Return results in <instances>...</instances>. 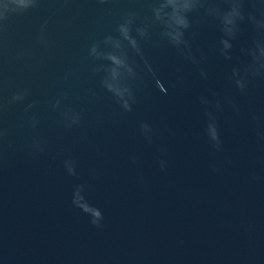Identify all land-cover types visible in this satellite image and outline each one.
I'll use <instances>...</instances> for the list:
<instances>
[{
  "label": "water",
  "instance_id": "obj_1",
  "mask_svg": "<svg viewBox=\"0 0 264 264\" xmlns=\"http://www.w3.org/2000/svg\"><path fill=\"white\" fill-rule=\"evenodd\" d=\"M184 2L0 0V264H264V0Z\"/></svg>",
  "mask_w": 264,
  "mask_h": 264
},
{
  "label": "clouds",
  "instance_id": "obj_2",
  "mask_svg": "<svg viewBox=\"0 0 264 264\" xmlns=\"http://www.w3.org/2000/svg\"><path fill=\"white\" fill-rule=\"evenodd\" d=\"M194 3H188V2H184V0H176V3L172 5V16L174 18V23H176L177 25H181L184 24V26H186L185 22L180 18V13H182L183 11L194 7ZM166 7L165 5H162L161 8ZM27 9V5L23 6L20 10H24ZM237 9L236 6H233L232 10L235 11ZM4 16H0V19H3ZM177 36H179V33H177ZM125 39L129 40V42L132 44L133 47H135V41L131 40L130 37L125 36ZM108 60L112 61L113 63L116 64H120L121 66L125 67V63H122L121 60H119L117 58L116 55H109L107 57ZM110 90H112L111 86H109ZM117 95H121V93L117 90L116 92ZM125 107L127 108V103H125ZM95 217V219L93 220V223H97L100 219H101V213L96 210V215L93 216Z\"/></svg>",
  "mask_w": 264,
  "mask_h": 264
}]
</instances>
